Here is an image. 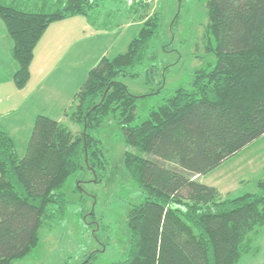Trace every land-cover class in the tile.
I'll list each match as a JSON object with an SVG mask.
<instances>
[{"label":"trees","instance_id":"16d2710c","mask_svg":"<svg viewBox=\"0 0 264 264\" xmlns=\"http://www.w3.org/2000/svg\"><path fill=\"white\" fill-rule=\"evenodd\" d=\"M104 1L0 0L19 64L16 86L28 84L36 46L52 22L89 16ZM129 8L144 19L140 28L125 51L104 55L89 70L74 107L66 110L81 124V134L38 114L20 157L16 138L0 123V264L30 254L44 221L65 215L63 188L72 175L80 184L87 172L101 179L108 160L96 131L111 119L121 125L128 146L124 167L145 195L128 212L127 253L112 264H239L256 250L264 226V177L256 191L229 196L200 175L264 134V0H207L206 49L215 61L197 68L134 125L138 99L150 93L135 94L118 78L153 64L164 18L161 12L140 13L139 2ZM146 70L153 78V67Z\"/></svg>","mask_w":264,"mask_h":264},{"label":"rangeland","instance_id":"374dc122","mask_svg":"<svg viewBox=\"0 0 264 264\" xmlns=\"http://www.w3.org/2000/svg\"><path fill=\"white\" fill-rule=\"evenodd\" d=\"M139 3L144 9L140 13L161 12L164 19L162 34L151 57L153 64L139 68L137 75L118 78L135 94L150 93L138 99L132 125L142 121L151 108L186 84L197 68L215 61L213 53L206 49L207 0H141ZM129 7L127 0H105L89 16L78 14L52 22L36 46L31 78L23 88L17 87L14 81L19 66L11 55L14 40L0 17V61H3L0 66V123L16 138L20 157L27 152L38 114L59 119L75 134H81V124L72 120L66 110L74 107L75 93L85 82L89 70L103 55L125 51L140 28L144 19ZM177 13L178 20L173 25ZM78 18L83 22L77 23ZM65 52L71 57L75 52L86 53L81 64H74L73 69L64 61ZM147 67H153V78L147 75ZM50 68L52 70L47 73ZM43 80L52 92L47 98L39 96L35 90L32 94L29 91ZM64 99L67 104H62ZM96 134L102 140L108 160L101 179L98 180L96 171L87 172L86 180L80 184L76 175H72L63 188L69 200L65 215L58 219L47 218L40 228L39 245L13 264H83L93 256L89 264H112L127 253L128 212L134 204L144 201L145 195L124 167L123 155L128 146L118 121L105 122ZM224 166L231 173L227 178L237 179H229L227 188L232 192L227 195L256 191L259 180L264 177V134ZM224 168L219 166L203 180L219 178ZM220 179L222 182L223 177ZM76 186L83 191H76ZM255 246L256 250L244 255L239 264H264V226Z\"/></svg>","mask_w":264,"mask_h":264},{"label":"crops","instance_id":"0c3cea01","mask_svg":"<svg viewBox=\"0 0 264 264\" xmlns=\"http://www.w3.org/2000/svg\"><path fill=\"white\" fill-rule=\"evenodd\" d=\"M83 22V20H81V18H78V20H77V23H80V22ZM83 24H81L80 26H82ZM77 53V54H76ZM86 52H82V53H79V52H75L74 54L73 53H71V54H73L74 56L73 57H71V55H70V53L69 54H67V52H65V55H64V61L65 62H69L68 64H70L71 66H72V68L74 69V64H81V61L83 60V57H85L84 56V54H85ZM104 56V55H103ZM76 57H77V59H78V61H76ZM97 60V59H96ZM1 63H3V61L1 62L0 61V66H1ZM49 63H46L45 65H48ZM43 67V66H42ZM44 70V69H43ZM52 70V68H50V69H48L47 70V73L48 72H50ZM42 71V70H41ZM46 73V74H47ZM44 78V77H43ZM47 89V90H46ZM34 90H35V92L36 93H38V95L39 96H41V97H44V98H47L48 96H50V94H52V92H50V91H48V88H47V83H44V80H43V82L42 83H40L39 85H37V83L35 84V85H33V86H31V88H29V91H30V93L32 94L33 92H34ZM58 99H60V98H58ZM61 100V99H60ZM65 100V99H64ZM62 102V104H67V101L65 100L64 101V103H63V101H61ZM15 120V117L12 119V121H14ZM2 125H3V123H2ZM12 125V124H11ZM5 126V125H4ZM231 159V158H230ZM229 160V159H228ZM228 160H226L225 162H223L221 165H223V167H225L224 168V170H223V175H220L219 176V178L217 177V179H214V180H212V181H204L203 180V177L204 176H206V175H208L210 172H212V171H214V170H216V169H219V167H217L216 169H214V170H212V171H210L209 173H207V174H204V175H200V180H202L203 182H205V183H208V184H211V185H215V186H217L219 189H220V191L223 193V194H226L227 195V193H231L232 192V189H229V188H227L228 187V181H230L229 179H232L233 181H236V180H234V178L233 177H231V178H227V176L229 175V170L227 169V166H224L225 165V163L228 161ZM238 164V163H237ZM220 165V166H221ZM241 164H240V162H239V165H238V167L240 166ZM231 174V173H230ZM223 177V179H222V182H221V179L220 178H222ZM227 180V181H226Z\"/></svg>","mask_w":264,"mask_h":264},{"label":"built area","instance_id":"2783aa9c","mask_svg":"<svg viewBox=\"0 0 264 264\" xmlns=\"http://www.w3.org/2000/svg\"><path fill=\"white\" fill-rule=\"evenodd\" d=\"M139 1H141V0H127V3L129 4V5H131V4H133V3H135V2H139ZM145 1V0H144Z\"/></svg>","mask_w":264,"mask_h":264},{"label":"water","instance_id":"95a60500","mask_svg":"<svg viewBox=\"0 0 264 264\" xmlns=\"http://www.w3.org/2000/svg\"><path fill=\"white\" fill-rule=\"evenodd\" d=\"M109 90V88L107 89V91ZM86 133V127L84 129V134ZM86 156H87V152H86Z\"/></svg>","mask_w":264,"mask_h":264}]
</instances>
